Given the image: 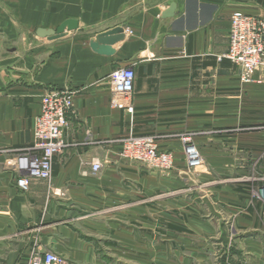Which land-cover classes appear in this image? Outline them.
<instances>
[{
    "label": "crops",
    "instance_id": "obj_1",
    "mask_svg": "<svg viewBox=\"0 0 264 264\" xmlns=\"http://www.w3.org/2000/svg\"><path fill=\"white\" fill-rule=\"evenodd\" d=\"M172 4L175 15L163 18ZM235 13L264 16V0H0V264H26L36 245L68 264H105L101 251L136 249L135 201L178 186L184 133L225 126L238 105L234 92L264 102V83L242 84L224 58ZM69 19L79 27L64 37L36 36ZM122 25L125 39L114 55L91 49L98 34ZM119 67L135 72L124 109L110 91ZM51 88L77 93L66 147L52 180L32 179L22 190L15 163L32 146L40 102ZM132 134L155 136L160 150L174 155L175 170L149 171L125 160L122 144ZM202 139L214 153L215 139ZM93 162L101 170L94 172ZM139 208L147 215L146 206ZM164 222L182 230L167 226L176 235L192 233Z\"/></svg>",
    "mask_w": 264,
    "mask_h": 264
},
{
    "label": "rangeland",
    "instance_id": "obj_2",
    "mask_svg": "<svg viewBox=\"0 0 264 264\" xmlns=\"http://www.w3.org/2000/svg\"><path fill=\"white\" fill-rule=\"evenodd\" d=\"M238 80L245 85L264 83L240 75ZM241 93H232L238 105L225 126L184 133V154L188 144L195 145L203 166L193 169L186 163L175 168L181 171L177 187L168 185L137 197L136 249L101 251L105 264H264V117L259 113L264 112V102L250 101L254 97H240ZM245 106L247 111L240 108ZM204 134L215 139L210 140L214 153L205 149L208 140H197ZM141 205L147 207L145 216L138 213ZM162 220L192 233L176 235Z\"/></svg>",
    "mask_w": 264,
    "mask_h": 264
},
{
    "label": "built area",
    "instance_id": "obj_3",
    "mask_svg": "<svg viewBox=\"0 0 264 264\" xmlns=\"http://www.w3.org/2000/svg\"><path fill=\"white\" fill-rule=\"evenodd\" d=\"M229 47L224 58L230 60L243 80L258 75L264 81V16L235 13L231 17ZM114 105L129 108L135 86V72L119 67L109 77ZM76 91L71 88H51L40 102V113L34 122V140L17 159L15 168L21 173L17 180L22 190H28L32 179L52 180L54 160L66 147L65 133L74 112ZM122 156L130 163L147 170H165L174 166L170 152L162 151L153 135H130L122 144ZM185 159L189 168H201L203 156L192 144L185 147ZM100 162H93L94 172L101 170ZM26 264H67L66 260L52 251L34 249Z\"/></svg>",
    "mask_w": 264,
    "mask_h": 264
},
{
    "label": "water",
    "instance_id": "obj_4",
    "mask_svg": "<svg viewBox=\"0 0 264 264\" xmlns=\"http://www.w3.org/2000/svg\"><path fill=\"white\" fill-rule=\"evenodd\" d=\"M175 4L170 5L167 10L162 14L163 18H171L175 15ZM79 22L76 19H69L65 21L56 30L39 28L36 31V36L39 38H47L49 40H56L64 37L65 31L77 30ZM126 26H117L111 30L102 32L97 35L95 41L90 42L91 49L100 55L112 56L115 54L113 46L125 39Z\"/></svg>",
    "mask_w": 264,
    "mask_h": 264
},
{
    "label": "trees",
    "instance_id": "obj_5",
    "mask_svg": "<svg viewBox=\"0 0 264 264\" xmlns=\"http://www.w3.org/2000/svg\"><path fill=\"white\" fill-rule=\"evenodd\" d=\"M170 229H173L174 231L176 230V231H182V230H180V228H177L176 226H172V225H169L168 226Z\"/></svg>",
    "mask_w": 264,
    "mask_h": 264
}]
</instances>
